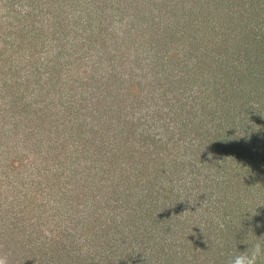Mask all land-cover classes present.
<instances>
[{
	"label": "rangeland",
	"instance_id": "obj_1",
	"mask_svg": "<svg viewBox=\"0 0 264 264\" xmlns=\"http://www.w3.org/2000/svg\"><path fill=\"white\" fill-rule=\"evenodd\" d=\"M257 241L264 0H0L9 264H229Z\"/></svg>",
	"mask_w": 264,
	"mask_h": 264
},
{
	"label": "clouds",
	"instance_id": "obj_2",
	"mask_svg": "<svg viewBox=\"0 0 264 264\" xmlns=\"http://www.w3.org/2000/svg\"><path fill=\"white\" fill-rule=\"evenodd\" d=\"M213 220L219 230L225 229V222L219 216H214ZM203 230V225L200 226ZM249 247L239 254L234 255L229 264H260L261 260H264V246L257 241L255 243H247ZM0 264H9L8 257L6 255H0Z\"/></svg>",
	"mask_w": 264,
	"mask_h": 264
}]
</instances>
